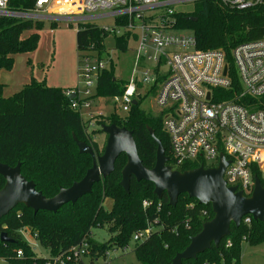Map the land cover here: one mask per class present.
Returning <instances> with one entry per match:
<instances>
[{
  "label": "trees",
  "instance_id": "trees-1",
  "mask_svg": "<svg viewBox=\"0 0 264 264\" xmlns=\"http://www.w3.org/2000/svg\"><path fill=\"white\" fill-rule=\"evenodd\" d=\"M35 5L36 0H10L9 9L29 12L35 9ZM56 10V13L61 11ZM194 18H197L196 22L191 20ZM178 24L180 29L194 32L198 50H222L231 62L232 51L238 45L262 38L264 0L259 6L242 11L216 0L200 1L193 13L179 15ZM52 26H55L54 22ZM43 27V22L0 17V72L12 69L16 55L35 50L39 40L37 32ZM27 32L29 35L24 37ZM30 32L33 33L30 35ZM76 34L78 52L91 44H96L95 48L101 52L104 40L110 37L99 28L90 27L78 30ZM126 39L115 37L121 52L128 50L129 37ZM114 63L100 75L94 96L111 98L123 93L127 82L116 78ZM232 77V91L237 92L239 83L234 71ZM4 87L0 82V162L10 167L20 163L22 175L34 182L37 191L47 198L57 195L61 188H69L74 182L81 181L92 167V158L79 153L73 135L101 155L105 146L100 149L93 135L103 134L101 127L104 125L126 128L133 132L143 165L152 169L157 144L148 132L149 127L162 142L166 156H170V141L162 118L147 114L139 109V105L133 106L124 118L99 117L97 129L89 133L80 112L72 109V100L65 95V90L33 81L5 98ZM126 162V156L121 155L113 174L96 184L91 194L55 214L44 211L35 214L21 205L2 218L0 232H5L13 243H0V259L8 264H46L62 258L64 264H85L84 260L75 261L72 251L87 243L92 250L88 255L90 264H96V259L105 257L108 250L125 249L135 234L151 226L155 230L151 237L135 244L139 264H171L175 256L190 244V239L201 231L203 224L214 217L212 209L199 205L186 195L179 197L176 206L172 207L166 195L161 200L154 195L153 184L137 182L134 178L127 194L119 185ZM199 167L197 163L185 164L180 171ZM4 184L5 180L0 176V190ZM106 198L113 201L110 211L103 205ZM144 201L150 202L147 208L143 207ZM93 228H106L110 240L103 245L97 244L91 236ZM21 232L33 235L39 246L48 251V257L38 256ZM227 241L232 243L228 249L225 248ZM262 242L264 222H255L251 218L247 224L243 219L239 228L231 226V236L224 239L218 249L213 247L183 264H241L242 244L255 246ZM18 252L23 256L18 257Z\"/></svg>",
  "mask_w": 264,
  "mask_h": 264
},
{
  "label": "built area",
  "instance_id": "built-area-1",
  "mask_svg": "<svg viewBox=\"0 0 264 264\" xmlns=\"http://www.w3.org/2000/svg\"><path fill=\"white\" fill-rule=\"evenodd\" d=\"M200 1L205 0H36L34 10L13 12L9 9L10 0H0V17L63 20L76 23L77 30L99 28L114 38L132 39L136 49L131 76L123 93L116 97L122 112L127 116L135 101L139 105L148 88L155 93L159 116L169 137L168 165L179 171L190 163L217 168L220 155H224L229 162L224 173L227 186L249 197L255 178L264 186V34L233 49L231 62L222 50H198L194 34L180 30L179 14L173 7ZM216 1L239 11L263 2ZM57 8L61 11L50 16ZM103 19L113 20V27L95 24ZM95 46L91 44L79 51L78 76L85 86L83 97L80 99L78 89L65 92L68 98L72 97V109L78 112L90 109L100 75L114 62L113 52L105 47L99 52ZM232 71L239 83L237 92L232 91ZM89 118L94 119L91 115ZM149 205L150 202H143L144 208ZM203 214L207 216L206 211ZM244 219L250 223L251 218ZM154 231L149 226L135 234L133 240L143 243ZM21 234L26 241L28 235L34 239L30 233ZM231 246L230 241L225 243L226 249ZM72 252L75 261H83L89 255V244L83 243ZM17 256L22 257V252ZM64 263L62 258H56L46 264Z\"/></svg>",
  "mask_w": 264,
  "mask_h": 264
},
{
  "label": "water",
  "instance_id": "water-1",
  "mask_svg": "<svg viewBox=\"0 0 264 264\" xmlns=\"http://www.w3.org/2000/svg\"><path fill=\"white\" fill-rule=\"evenodd\" d=\"M191 20L196 22L197 18ZM133 105H137V102ZM101 132L107 137L101 155L96 154L91 145L79 141L73 135L79 153L92 158V167L81 181L74 182L69 188H61L52 198L38 192L35 183L22 175L20 163L10 167L0 162V176L5 180L0 190V220L21 205L33 210L35 214L42 211L55 214L63 207L75 204L91 194L96 184L110 177L115 170L117 159L125 155L127 162L121 172L119 185L127 194L134 178L137 182L153 184L154 195L160 200L166 195L172 207L176 206L179 197L186 195L196 200L199 205L210 206L212 209L214 217L203 224L201 231L190 239V244L175 256L171 264H183L184 261L197 259L213 247L218 249L221 242L231 236V226L239 228L244 218L264 222V186L255 178V188L249 197L237 191L235 187H228L224 173L229 162L224 155H220L217 168L200 166L185 171L173 170L168 165L170 158L166 156L162 142L148 127L150 136L157 144L155 166L148 169L139 157L132 131L112 124L102 126ZM0 243L13 241L5 232H0Z\"/></svg>",
  "mask_w": 264,
  "mask_h": 264
},
{
  "label": "rangeland",
  "instance_id": "rangeland-1",
  "mask_svg": "<svg viewBox=\"0 0 264 264\" xmlns=\"http://www.w3.org/2000/svg\"><path fill=\"white\" fill-rule=\"evenodd\" d=\"M174 10L179 14H191L197 8V3L187 2L174 5ZM57 13L50 16H56ZM59 17V16H58ZM42 20V21H39ZM37 22H43L44 27L38 31L39 40L37 47L31 53L19 54L14 57V63L11 70H2L0 72V82L5 85L3 96L11 97L13 94L21 91L26 84L33 81L38 84H45L49 87L61 88L65 91L76 90L81 91L80 99L83 97L84 84L78 76L80 67V53L77 50V24L68 23L63 20L54 22L47 18H36ZM95 24L99 27H113V20L103 19L96 20ZM183 33L191 34V30L180 29ZM33 32H30V35ZM29 32L24 34L27 37ZM107 51L113 52L114 66L116 78L121 81L128 82L131 76L132 65L135 56L136 44L132 42L126 52H120L117 49L116 40L110 36L105 39ZM219 50V49H214ZM123 86H121L122 88ZM95 95V93H94ZM116 97L105 98L96 97L90 100V109H82L80 114L87 127L89 133H93L97 129V120L99 115L94 119L89 118L88 114L101 113L104 118L125 117L119 103H116ZM139 109L151 115H159L160 110L155 101V93L150 92L148 88L145 90V96L140 99ZM92 117V115H91ZM100 149L106 145L107 137L104 134L93 135ZM105 144V145H104ZM104 208L110 211L113 207V201L106 198ZM91 236L97 244L103 245L110 240V233L106 228H93ZM27 241L33 246L36 253L40 257H48V251L43 249L35 241V239L26 237ZM142 243V242H141ZM135 244L132 240L128 247L120 249L118 247L108 250V257H100L96 259V264H139L135 255ZM92 253V250H89ZM90 257L86 256L83 260L85 264H90ZM0 264H8L0 259ZM241 264H264V242L255 246H250L247 243L242 244L241 248Z\"/></svg>",
  "mask_w": 264,
  "mask_h": 264
},
{
  "label": "crops",
  "instance_id": "crops-1",
  "mask_svg": "<svg viewBox=\"0 0 264 264\" xmlns=\"http://www.w3.org/2000/svg\"><path fill=\"white\" fill-rule=\"evenodd\" d=\"M51 23H53V22H51ZM77 31H78V30H77ZM125 39H126V38H125ZM126 40H127V39H126ZM132 42H133L132 39H131V40L128 39V42H127V43H128V48H129V45H130ZM116 44H117V42H116ZM103 47L106 48V46H105V40H104V42H103ZM117 49H118V47H117ZM102 51H103V50H102ZM118 51H119V49H118ZM120 52H121V51H120ZM114 54H115V53H114ZM114 54H113V56H115ZM113 58H114V57H113ZM26 85H27V84H26ZM100 114H101V113H91V114H88V115H89V116L92 115V117L94 118L95 116L100 115Z\"/></svg>",
  "mask_w": 264,
  "mask_h": 264
}]
</instances>
